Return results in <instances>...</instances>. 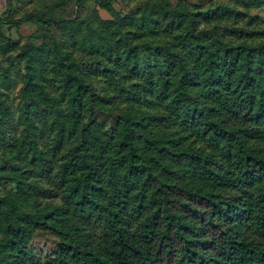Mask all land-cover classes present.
I'll return each instance as SVG.
<instances>
[{
	"label": "trees",
	"instance_id": "1",
	"mask_svg": "<svg viewBox=\"0 0 264 264\" xmlns=\"http://www.w3.org/2000/svg\"><path fill=\"white\" fill-rule=\"evenodd\" d=\"M223 13L227 12L204 17L220 19ZM165 16L171 17L166 33L150 19L141 27L158 37L183 28L188 18L179 11ZM97 19L100 28L84 35L75 21L61 24L37 15V22L31 23L36 32L24 44L0 32L1 50H18L26 67L20 139L9 137L7 145L0 140V174H8L0 175V182L16 183L15 197L8 193L0 198V231L6 236L0 242V264H38L27 243L37 229L61 238L47 264H264V151H244L242 134L228 131L226 121L207 124L201 137L219 152L223 164L192 151H178L186 143L183 137L152 139L148 130L159 124V118L144 115L138 107L113 121H99L92 106L111 101L88 83L112 75L105 65L127 64L128 77L145 72L159 75L163 96L143 107L158 109L171 100L180 127L191 131L214 116L201 103L209 100L233 116L238 111L245 114L249 124L264 127V45L231 48L189 34L181 42L188 49L183 57L148 48L145 51L156 63L141 69L132 62L137 50L117 55L119 49L110 46L104 35L106 24L120 28L127 21L113 23L100 14ZM21 23L15 26L20 28ZM69 40L83 54L98 58L99 72L86 69L78 76L70 74L79 69L68 63ZM152 86H157L155 81ZM201 89L207 91L194 98ZM3 95L0 92V134L6 137L13 118ZM128 102L139 105L134 97ZM86 116L87 124L82 126ZM255 139L264 140V132ZM57 158L64 163L56 192L27 182L33 176L51 182ZM25 162L27 169L22 168ZM65 188V202L74 209V232L62 231L67 223L56 212L43 210L51 207L48 203L36 204L39 219L18 214L16 203L27 206L39 197L61 195ZM25 222L30 229L20 227Z\"/></svg>",
	"mask_w": 264,
	"mask_h": 264
},
{
	"label": "clouds",
	"instance_id": "2",
	"mask_svg": "<svg viewBox=\"0 0 264 264\" xmlns=\"http://www.w3.org/2000/svg\"><path fill=\"white\" fill-rule=\"evenodd\" d=\"M218 7L231 11L223 13L220 19L197 15L198 13H209ZM101 11L107 13V20L113 23L127 21L120 28L106 24L104 35L108 38L110 46L119 49L117 55L122 53L127 56L129 49L137 50V57L132 62L137 63L141 69H144L145 65L150 66L156 63L152 54L145 51L148 48L165 49V56L174 53L183 57L188 49L181 42L189 34L207 36L209 43H223L231 48L250 49L264 45V35H262L264 34V3H260V0H0V32H3L5 37L10 34L14 35L18 31L15 26L17 21H21V27H24L26 24L37 22V15H39L44 20L56 21L61 24H71L75 21L77 25L81 26L83 34L87 35L90 30L100 28V21L97 17ZM174 11L187 14L188 18L184 22L183 28L174 29L168 34L153 37L147 34L146 28L141 27L142 22L150 19L152 23L158 25V30L161 33H166L171 23V17H166L165 13ZM81 22L83 23L81 24ZM113 33L116 34L113 35ZM229 33H235V35ZM117 41H121V44L117 45ZM66 46L69 50L68 63L74 69H79V71L70 73L71 75H80V72L85 70V65L95 66L98 58L82 55L83 50L73 46L71 40L67 41ZM11 55L14 57L15 53H11ZM4 59L6 57H0V60ZM163 62V57H161L160 64L163 65ZM3 66L8 67L7 64ZM105 66L112 71L110 77L98 76L88 81L99 95L107 97L111 101L106 105L92 106L98 113V118L113 121L117 117L128 115L132 107H138L144 115L159 118V124H153L148 130V134L151 135L152 139L157 141L161 138L178 140L183 137L186 143L178 151H192L205 156L209 160H214L216 164L224 163L220 159L219 152L209 147L201 139L203 128L207 124H218L221 121H226L228 131L242 134L241 145L244 151L250 152L252 149L264 151V140L258 141L255 139L258 133L264 132V127L247 123L245 114L238 111L233 116L222 110L220 104L215 101H201L205 110H212L215 115L207 119L202 125H194L189 131L179 126L174 114L175 110L171 107V100L165 101L158 109L143 107V105L149 103H156L157 95L163 96L158 88L160 80L158 74L153 73L150 76L148 72H145L141 76L128 77L127 72L130 65L112 64ZM20 71L23 73L25 69L21 67ZM122 77L127 78L122 79ZM49 78L51 79V74H49ZM153 81L156 82V87L152 86ZM60 82H63L62 78H60ZM20 87H22V84ZM3 91L4 89L0 88V92ZM203 91H207V89L198 90L194 94V98L198 99ZM56 95L58 97V94ZM129 97L137 99L139 105L130 104L128 102ZM87 119L86 116L82 126L87 124ZM104 131H107V129H104ZM51 139H55V134L51 135ZM63 163L64 161L57 158V163L54 164L51 172L53 178L51 182L35 176L29 177L27 182L37 185L42 190L56 192L55 184L59 180L60 167ZM28 167L26 162L22 165L24 169ZM0 175L7 176L8 174ZM67 191L66 188L61 190V195L46 202L51 207L43 209L56 212L60 221L67 223V226L62 228V231L66 233L74 232L72 228L74 209L69 203L65 202ZM8 193L15 197L16 183L9 182L5 185L0 182V198ZM37 202L40 204L45 203L41 200H37ZM15 207L19 210V215H30L35 219H39L32 203L27 206L16 203ZM20 227L30 229V224L25 222ZM44 239H47L50 244L61 241L60 237L51 235L44 236ZM5 240V233L0 231V242ZM38 240L43 243V240L40 239L39 229L32 232V239L28 240L27 243L32 245ZM249 242H253L250 236Z\"/></svg>",
	"mask_w": 264,
	"mask_h": 264
},
{
	"label": "rangeland",
	"instance_id": "3",
	"mask_svg": "<svg viewBox=\"0 0 264 264\" xmlns=\"http://www.w3.org/2000/svg\"><path fill=\"white\" fill-rule=\"evenodd\" d=\"M229 11L231 10L218 7L214 11H210L209 13H202V15L205 16V15H211L217 12H229ZM99 14L103 19H107V15H108L107 13L101 11ZM17 29L18 31L14 35L10 34L9 36L15 40H20L21 44L27 43V36L36 32V27L32 24H26V26L20 27ZM55 32L56 34H58L59 31L56 30ZM60 37L65 39L66 35L62 34V36ZM11 53H15V56L13 57ZM82 55L87 56L86 54H83V53ZM0 57H6V59L0 60V88L4 89L3 97L6 100L10 108L12 118H13V122H12V125L9 126L7 136L3 137V135L0 134V140L3 141V145H7L9 144V141H8L9 137L13 138V140L14 138L20 139L21 130L23 127L22 119H21V112L24 108V103L26 100L22 96L20 85L21 84L23 85V77L25 75L26 70L22 73L20 69L21 67H23L24 69L26 67L19 55L18 50L3 52L0 48ZM4 64H7L8 67H4L3 66ZM84 67H85V70L87 69L90 72H96V71L99 72L101 68V64L96 63L95 66L91 65V66H84ZM52 89L56 93H59L57 87H52ZM98 120L102 122H110L107 119L98 118ZM44 141L45 140L41 138L39 142L40 144H42ZM15 142H19V141L16 140ZM55 198L56 197H51V198L39 197L37 200L45 201L44 204H46L47 201L55 199ZM37 200H34V199L32 200V204L34 208H36V204L38 203ZM44 204H40V205H44ZM46 235L54 236L53 234L47 231H40V239L43 240V243H41L38 240L35 244L30 245L31 250L35 256L36 262L38 264H47L48 262H50L54 258L55 252L57 250L58 242H53V244H50L47 239H44V236Z\"/></svg>",
	"mask_w": 264,
	"mask_h": 264
}]
</instances>
